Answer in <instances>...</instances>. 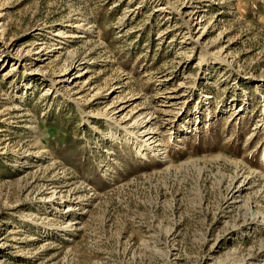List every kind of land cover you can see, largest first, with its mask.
Here are the masks:
<instances>
[{
    "label": "rangeland",
    "instance_id": "374dc122",
    "mask_svg": "<svg viewBox=\"0 0 264 264\" xmlns=\"http://www.w3.org/2000/svg\"><path fill=\"white\" fill-rule=\"evenodd\" d=\"M0 264H264V0H0Z\"/></svg>",
    "mask_w": 264,
    "mask_h": 264
}]
</instances>
